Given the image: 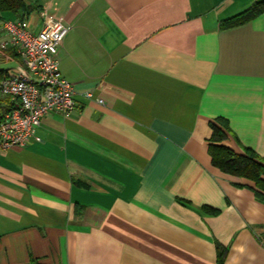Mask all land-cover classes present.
<instances>
[{"label": "crops", "instance_id": "obj_1", "mask_svg": "<svg viewBox=\"0 0 264 264\" xmlns=\"http://www.w3.org/2000/svg\"><path fill=\"white\" fill-rule=\"evenodd\" d=\"M256 1L24 0L29 30L70 26L57 59L76 106L0 152V264H217L219 247L264 264V187L209 154L221 119L222 145L264 160V12L219 27ZM21 68L0 49V80Z\"/></svg>", "mask_w": 264, "mask_h": 264}, {"label": "built area", "instance_id": "obj_2", "mask_svg": "<svg viewBox=\"0 0 264 264\" xmlns=\"http://www.w3.org/2000/svg\"><path fill=\"white\" fill-rule=\"evenodd\" d=\"M2 31L0 49L12 48L22 68L0 80V93L10 103L0 120V152L23 148L31 139L39 141L34 135L42 118L53 113L70 116L76 106L75 89L62 76L57 59L70 26L62 18L46 16L39 31L29 30L20 19L2 21ZM83 96L93 98L90 91Z\"/></svg>", "mask_w": 264, "mask_h": 264}, {"label": "trees", "instance_id": "obj_3", "mask_svg": "<svg viewBox=\"0 0 264 264\" xmlns=\"http://www.w3.org/2000/svg\"><path fill=\"white\" fill-rule=\"evenodd\" d=\"M28 12L29 8L24 0H0V19L3 13H11L19 15L18 19L22 20L28 15ZM263 12L264 0H257L246 11L220 22L219 27L225 29L242 25L260 16ZM211 128L209 154L213 166L228 175L254 181L260 189H263L264 160L250 149L245 148L241 154H236L230 148L222 145L223 141L232 136L225 121L220 119L217 124L211 123ZM217 249V264H223L226 251L220 247Z\"/></svg>", "mask_w": 264, "mask_h": 264}]
</instances>
